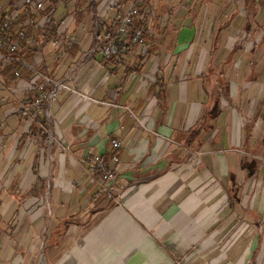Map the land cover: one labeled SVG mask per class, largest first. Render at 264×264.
Segmentation results:
<instances>
[{
  "label": "crops",
  "instance_id": "crops-1",
  "mask_svg": "<svg viewBox=\"0 0 264 264\" xmlns=\"http://www.w3.org/2000/svg\"><path fill=\"white\" fill-rule=\"evenodd\" d=\"M37 1L56 5L49 23L35 14L46 34L25 37L17 61L0 59V264H264V247L248 243L264 241L263 225L253 231L264 202L247 196L252 179L264 186V55L243 57L249 42L234 40L239 55L217 52L222 29L261 34L264 47L263 0H142L143 39L113 62L100 48L133 0ZM200 27L210 35L194 40ZM37 72L71 75L49 117L22 112ZM95 156L120 199L99 190Z\"/></svg>",
  "mask_w": 264,
  "mask_h": 264
},
{
  "label": "built area",
  "instance_id": "built-area-1",
  "mask_svg": "<svg viewBox=\"0 0 264 264\" xmlns=\"http://www.w3.org/2000/svg\"><path fill=\"white\" fill-rule=\"evenodd\" d=\"M23 4L19 11H12L0 20V52L4 51L6 56L0 58L4 63H11L17 61V54L20 48L19 41L25 38V31L22 26L35 24V14L44 8L43 1L37 0H22ZM7 0H0V17L4 13L5 4ZM141 3L142 0H133L129 8L120 17L115 30V37H110L106 40L103 46L100 48L104 58H110L117 54L118 43L116 37L125 36L134 22L141 16ZM23 17L24 22H18L15 27L12 23ZM97 26V22H95ZM16 28V31L14 29ZM133 42H141L143 38V29H136L132 33ZM17 39H15V38ZM39 78V82L35 88V94L32 100L23 106L22 112H38L42 113L46 117H49L48 108L50 104L57 100L62 93L73 92L70 86L71 75L66 79H52L48 76L36 73ZM48 107V108H47ZM112 148L118 150L120 148V141L113 140ZM111 161L117 163L118 159L116 155H112ZM88 170L92 173H99L100 179L98 181L99 190L103 192L108 199H120V188L114 185L116 180V174L112 168H109L107 163L100 156L90 158L88 161Z\"/></svg>",
  "mask_w": 264,
  "mask_h": 264
},
{
  "label": "rangeland",
  "instance_id": "rangeland-1",
  "mask_svg": "<svg viewBox=\"0 0 264 264\" xmlns=\"http://www.w3.org/2000/svg\"><path fill=\"white\" fill-rule=\"evenodd\" d=\"M222 4H224V2H222ZM6 7V6H5ZM6 9V8H5ZM140 11L142 12V9L140 8ZM221 24H225L227 22H229V18L227 15H223L221 18ZM201 28V27H200ZM198 30V32L195 34L196 37L194 38V40L196 39H199V40H202L205 36H209L210 34L206 33V32H202V28ZM219 30V29H218ZM169 34V33H168ZM247 34V33H246ZM245 33H236V34H231L230 32H228L227 30H224L222 29L221 32L219 33V39L221 41V44L223 45H226L227 48H221L218 52V54L221 55V57H225L227 55V53L229 52L230 48L228 47L229 43L232 42V40H234L235 42L237 41H241L244 43V41H247L249 43L245 44L244 46L246 47L245 50L243 49V53H240L241 56L243 57H259V56H262L264 55V47L262 48L261 44L259 43L258 47L255 46V43L256 41H259V38L261 36V34H257L256 32H252L251 34H249L250 36H246ZM214 37L215 39L217 40V37H218V31H216V33L214 34ZM263 37H264V33H263ZM143 39V38H142ZM263 40V43H264V38L262 39ZM238 43V42H237ZM218 44V43H217ZM264 45V44H263ZM215 49H218L217 45L215 46ZM235 52L237 55H239L237 53L238 51V47L236 46V48H233L232 50H230V52ZM217 54V53H216ZM217 54V55H218ZM220 68H223L222 71L224 72L225 75L227 76H232L234 78V75H239L240 76H244L243 73H245V70H244V66L243 65H225V66H222ZM219 68V70H221ZM255 68V67H254ZM227 97H230V94L227 92ZM231 99V97H230ZM245 105L244 103L241 104V109H242V114H243V110L245 109ZM50 156L47 157V160L49 161V164L51 165V160H50ZM54 167V165H52ZM264 177H262L261 179H263ZM263 186V182L262 181H259V180H256L255 178L252 179V184L249 186L248 188V197L251 199V200H255L256 198L259 200L261 199L263 202H264V189H262ZM255 190L257 191H261V192H258L256 194ZM49 188H48V182H45L44 186L41 188V201H43V210L45 212V215L46 217L48 218L50 216V210H49V198H50V194H49ZM251 192V193H250ZM256 195V197H255ZM35 206V205H34ZM9 211V210H8ZM11 211H13V215L14 217L16 218H20V216L22 215L21 214V210L20 208L19 209H15L13 208ZM33 212H30V213H27L25 214L26 216H33L32 214ZM263 223V224H262ZM22 224H17L14 226L13 230V238H17L19 235H20V231H21V226ZM264 226V221L261 219V221L258 223V225L256 227L253 226V231L254 232H259V228L261 226ZM257 228V230H256ZM229 242H225V246L228 245ZM239 244H244V242H236ZM249 243V247L252 243V245L256 244L257 248L259 247H264V241H253V242H248Z\"/></svg>",
  "mask_w": 264,
  "mask_h": 264
},
{
  "label": "trees",
  "instance_id": "trees-1",
  "mask_svg": "<svg viewBox=\"0 0 264 264\" xmlns=\"http://www.w3.org/2000/svg\"><path fill=\"white\" fill-rule=\"evenodd\" d=\"M17 0H7V9L9 10H12V11H19L21 6L19 7H15V2ZM44 2V8L41 11L42 13V18L44 17L46 22L49 23L48 20H50V18L48 17L49 14L51 13H54L55 11V3H53L52 1H43ZM263 5H264V0H263ZM5 8H4V13L1 15L0 17V20L5 17L8 13L5 11ZM39 11V12H40ZM35 18V16H34ZM21 19V20H20ZM120 20V16H116L112 19V22L110 23V26H111V31L110 33L107 35V37L105 38V41L104 43L106 42V40L110 37H115V30H116V27H117V24ZM16 21H19V22H24L25 19L23 17H19L18 19H16L13 23H12V26L15 25ZM97 26H99V24H97ZM14 27V26H13ZM44 28H45V25H39V22H35V24L33 26H30V25H25V26H22L21 29H23L25 31V37L27 38L29 36V34L31 35L33 32H36L37 34L39 33H43V34H46L45 31H44ZM136 29H142V25L139 24L138 22H134L133 26L131 27V29L129 30V32L123 36V37H116L117 38V43H118V51H117V54L110 57V58H106L107 59V62H113L115 61L116 58L118 57H121V55L123 54V51L124 49L122 48L124 43L126 44V46L130 43L133 42V36H132V33L134 30ZM15 38V37H14ZM17 39V38H15ZM22 41V40H21ZM19 41V43L21 42ZM231 56L233 55V53L230 54ZM97 176L100 177V174L99 173H96Z\"/></svg>",
  "mask_w": 264,
  "mask_h": 264
}]
</instances>
